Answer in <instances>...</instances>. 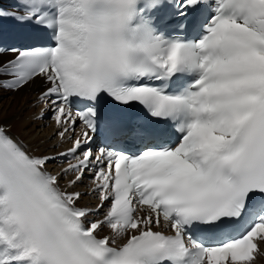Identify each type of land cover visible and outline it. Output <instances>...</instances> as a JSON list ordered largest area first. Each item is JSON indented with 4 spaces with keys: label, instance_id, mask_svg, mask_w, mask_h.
Masks as SVG:
<instances>
[{
    "label": "snow or ice",
    "instance_id": "obj_1",
    "mask_svg": "<svg viewBox=\"0 0 264 264\" xmlns=\"http://www.w3.org/2000/svg\"><path fill=\"white\" fill-rule=\"evenodd\" d=\"M3 21L50 35L10 49L0 88L43 80L40 101L72 146L37 155L0 124V264H253L264 0H15ZM105 99L144 116L110 118ZM58 156L68 163L54 172ZM86 174L95 208L75 190Z\"/></svg>",
    "mask_w": 264,
    "mask_h": 264
},
{
    "label": "bare ground",
    "instance_id": "obj_2",
    "mask_svg": "<svg viewBox=\"0 0 264 264\" xmlns=\"http://www.w3.org/2000/svg\"><path fill=\"white\" fill-rule=\"evenodd\" d=\"M3 57L5 56H0V59ZM7 57H9L7 60L11 58L10 56ZM44 89L42 80L36 79L34 82L19 89L21 95L13 100L11 106H9L11 100L0 105V108H3L0 113V124L9 127L13 134L25 142L30 150L38 155L57 153L69 145L66 139L58 144L54 128L51 125L46 128V121L33 120V117L40 113L39 105L36 104L34 97L43 92ZM25 91L26 93H22ZM17 105L18 107L21 106L22 112L15 111ZM58 145L59 147H57ZM262 247L264 249V244H262ZM254 264H264V256L258 258Z\"/></svg>",
    "mask_w": 264,
    "mask_h": 264
},
{
    "label": "rangeland",
    "instance_id": "obj_3",
    "mask_svg": "<svg viewBox=\"0 0 264 264\" xmlns=\"http://www.w3.org/2000/svg\"><path fill=\"white\" fill-rule=\"evenodd\" d=\"M9 57H7V56H5V57H3L2 59H0V63H3L5 60H7ZM22 93H26V91L25 92H22ZM19 95H21L20 94V90H15V93H10V92H7V91H5V90H3V89H0V105L1 104H3V103H5V102H8V101H10V103H9V106H11L12 104H13V100L15 99V98H18L19 97ZM21 102V101H20ZM20 102H19V104H20ZM39 105V104H38ZM3 108H0V113H1V110H2ZM15 111H20V112H22V108H21V106H19L18 107V105L15 107ZM33 120H36V119H34V117H33ZM46 128H48V126L46 125Z\"/></svg>",
    "mask_w": 264,
    "mask_h": 264
}]
</instances>
